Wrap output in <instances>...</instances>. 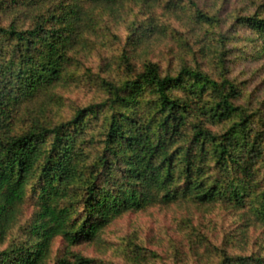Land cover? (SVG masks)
<instances>
[{"label":"trees","instance_id":"16d2710c","mask_svg":"<svg viewBox=\"0 0 264 264\" xmlns=\"http://www.w3.org/2000/svg\"><path fill=\"white\" fill-rule=\"evenodd\" d=\"M176 1L188 6L0 0V264H48L56 239L64 249L54 264H95L71 249L99 242L126 214L175 205L220 207L244 223L238 235L225 232L217 247L191 216L182 218L181 233L197 240L191 254L201 246L216 253L211 264H264V239L244 254L247 228L264 236V110L246 103L229 62L239 42H257L264 54L263 0H245L232 17L241 37L220 31L224 21L195 0ZM157 9L179 24L186 17L215 27L212 50L199 48L201 62L179 58L164 68L150 46L132 54L145 35L166 30L157 24ZM120 20L128 35L124 43L112 35L120 49L104 69L114 65L115 75L94 74L76 53L102 54L98 36ZM74 65L92 76L100 95L68 107L65 96L79 82ZM25 206L31 210L26 219ZM175 250L171 264H182L184 254ZM119 251L124 264L161 259L136 239Z\"/></svg>","mask_w":264,"mask_h":264},{"label":"rangeland","instance_id":"374dc122","mask_svg":"<svg viewBox=\"0 0 264 264\" xmlns=\"http://www.w3.org/2000/svg\"><path fill=\"white\" fill-rule=\"evenodd\" d=\"M166 2L167 0H161ZM198 5L202 8L204 12L209 14L217 13L219 18L224 21L220 26V31L228 33L229 36L236 35L242 36L244 34L243 29H236L233 24L232 17L235 13L243 9L245 6V0H195ZM264 3V0L262 1ZM186 7L188 4L183 1L182 3L175 0L173 6ZM247 5V4H246ZM245 8H250L247 5ZM250 12H254L252 8ZM161 11L157 9L155 12V17L157 24H164L167 28L166 30H161L152 34L149 38L148 35L144 36L142 43L139 46H134L133 55L140 56L143 51V47L150 46L153 56L159 60L162 66L165 68L169 63L176 65L180 60H185L188 62H193L198 58L201 62L199 53V48L205 47L207 51H211L212 47L215 45L213 38L215 37V27L204 26L202 24H196L193 20H184L179 24L171 19V15L161 17ZM245 14V13H242ZM188 15V12H186ZM131 20V16H126ZM128 20V21H129ZM120 20L117 23H111L110 27L112 31L105 34V37L101 38L98 36L99 44H103L102 54H93V52L79 51L76 55V60L79 61L82 66L87 69H92L94 74H102L103 76L115 75L114 65L111 67V71H104L105 66L114 57L119 49L120 45L113 38L115 36L122 39L124 43L125 37L128 35L126 26L121 24ZM132 21V20H131ZM143 30L139 33L142 34ZM161 33L163 35H161ZM155 40L154 42H152ZM186 42V43H185ZM254 43V44H253ZM185 44H189L193 47L195 51V57L192 53H187L188 48ZM237 48L232 56L230 57V76L237 80L238 83L243 86V96L248 104L249 101L253 100V107L262 108L264 110V54L260 53L257 48V42H239L234 45ZM130 49L133 46H128ZM133 50V49H132ZM86 55H84V54ZM257 54V55H256ZM171 57H174L172 62ZM197 57V58H196ZM82 59V60H81ZM105 59V60H103ZM205 65L204 70H209L207 68L206 62L210 64L209 60H203ZM104 65V66H103ZM100 66V67H99ZM102 66V67H101ZM210 66V65H209ZM213 66V65H211ZM75 78L78 77L76 87L69 92L65 98V105L68 107L72 105L83 106L89 104L93 99H97L100 95L98 88L92 83V76L87 77L85 71L78 65L73 66L71 69ZM76 88V89H75ZM64 105V106H65ZM70 109L61 112L60 117L66 116ZM59 117V118H60ZM24 219L28 218L31 214V210L28 207L23 208ZM191 216L194 220L195 225H201L203 227L204 236L213 240L215 246L220 247L223 242V238L226 235L225 232L235 231L238 235L242 226L244 225L237 216L233 215L230 211L222 210L220 207H214L210 209L201 208L196 209L187 206H170L168 208L154 207L150 208L144 212L135 214H126L113 222L108 226L103 234L101 235V240L95 242L94 244H81L73 247L71 250L74 253L80 254L84 257L91 258L95 260V264H124V258L120 255V245L131 241V239H136L138 243L142 244L144 248L155 252L161 259L150 262L148 264H171L175 258V248L181 250L183 259L181 258L182 264H211L217 263L216 253L212 250L211 254L206 250H211L208 247H195L196 251L191 252L192 244L197 241L196 238L189 241L187 234L183 235L181 233V225L179 222L184 217ZM17 230L14 229V233ZM247 246L245 248L244 254H250L251 252L258 250L263 243L264 236L261 234V230L254 228H247L244 231ZM238 238V236H237ZM64 244L60 239H56L53 242L51 249L50 262L48 264H54L55 258L60 257L63 253ZM175 250V251H174ZM237 251V249H235ZM235 251V252H236ZM126 253V252H125ZM196 254V255H195Z\"/></svg>","mask_w":264,"mask_h":264}]
</instances>
